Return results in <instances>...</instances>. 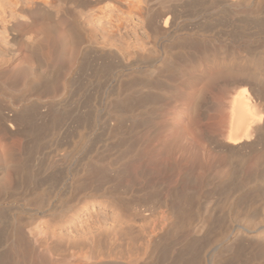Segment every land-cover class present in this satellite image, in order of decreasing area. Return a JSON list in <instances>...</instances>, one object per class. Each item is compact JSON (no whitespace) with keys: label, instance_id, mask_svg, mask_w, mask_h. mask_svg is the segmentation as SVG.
Returning a JSON list of instances; mask_svg holds the SVG:
<instances>
[{"label":"rangeland","instance_id":"obj_1","mask_svg":"<svg viewBox=\"0 0 264 264\" xmlns=\"http://www.w3.org/2000/svg\"><path fill=\"white\" fill-rule=\"evenodd\" d=\"M173 1L179 9L186 7L189 22L209 19L231 46L237 43L227 31L237 25L249 30L251 48L264 44L262 0L232 5L228 0ZM156 4L150 0L153 9ZM253 12L262 21L261 32L246 22ZM143 18L140 0H0V80H20L25 86L36 69L38 78L20 103L52 102L39 109L46 119L34 122L36 128L23 125L19 102L10 107L13 111L5 110L21 118L16 117L18 129L0 126V261L9 263V248L20 230L51 264H264V242L255 236L264 225V185L246 187L243 165L233 164L223 180L217 172L204 180L205 167L200 166L203 176L197 170L189 177L178 174L169 205L166 190L143 187L138 164L133 178L125 176L119 183L90 172V163L115 159L136 144L143 41L149 54L157 51L151 55L159 57L160 52L144 31ZM178 50L182 48L173 49ZM199 143V156L208 158L204 142ZM215 153V159L222 155ZM67 154L72 157L64 165L59 160ZM23 156L29 160L27 173L19 165ZM52 161L60 168L56 175L53 170L39 174ZM186 178L199 184L183 185Z\"/></svg>","mask_w":264,"mask_h":264},{"label":"bare ground","instance_id":"obj_2","mask_svg":"<svg viewBox=\"0 0 264 264\" xmlns=\"http://www.w3.org/2000/svg\"><path fill=\"white\" fill-rule=\"evenodd\" d=\"M156 1V7L153 5L155 7L153 9L150 5V0H140L144 11V31H146L149 38L151 37L154 45H157L160 52L159 57L154 56L157 51H153V55H151L152 53L149 54L145 45L146 42L143 41L142 54H140L138 61L140 114L137 121L138 138L135 140L136 144L131 143L129 146L127 145L128 147L126 146L125 151L121 152L115 159L101 158L92 162V165L90 163L91 174L97 176L98 174H102L108 180L110 179L108 182L112 180L119 183L125 176L127 178L132 177L133 166L138 164L137 173L143 187L150 188L149 190H153L154 192L160 189L166 190L168 194L165 203L168 205L172 202L170 194L173 189V180L178 174V177L194 175L197 166L205 167V170L202 168L198 169L199 171L197 170L198 174L200 170L205 171L206 176H204V180L207 178V181L208 178H212L214 172H217L216 176H220L223 180L227 178L228 173H231L229 172L231 167L237 162L238 166L243 165L245 168V176L248 179L243 176L242 180L244 177L246 178H244L247 181L245 183L246 187L264 185V44H260V47L251 48L253 40L247 39L250 35L248 34L249 30H246V33L245 30L238 28V25L234 24L236 28L233 27L227 31L229 35L232 34L233 41L235 40L237 43L236 47L234 45L231 46L222 40L220 31L217 30L215 32L212 29L211 25L213 24H211L209 19L201 23L205 19L201 18L202 20L199 19V22L197 20L198 24L196 23L197 25H195L194 22H189L188 18L190 16L188 17V14L183 12L187 10L186 7L185 9H179L180 6L173 4L172 2H175L173 0ZM262 1L264 2V0ZM228 2L232 5L237 4L239 1L228 0ZM193 4L191 3L192 6ZM257 13L253 12L251 15H248L246 22L249 24L248 22L250 21V25L253 23L254 25H252L255 26H252V29L261 32L262 27H259L261 24L258 25L261 19L258 20ZM221 19L220 21L225 20L224 17ZM242 21L241 19L240 22ZM245 34L248 35L246 36ZM13 39L14 41L16 40V38ZM224 42L226 44H223ZM177 47L182 48V50L173 51ZM32 53L36 56L35 52ZM181 57H185L186 59L184 58L178 64L177 60ZM33 70V78L29 79L25 86L23 85L24 89H21L23 86L20 85V80H8L10 82L6 81L7 83H3L5 80L2 82L5 79L4 77L0 80L3 83L0 84V126L7 127L12 131L20 125L16 126L18 124L16 123L17 116L15 117L13 114L9 115L5 110H11L12 108L10 107L16 106L14 105L15 103H20V99L31 89L30 87H33V82L38 78L36 69ZM23 98L25 99V97ZM32 102L31 104L29 103L30 105L27 103H20L19 105L18 103L19 107L17 108H19V112L20 110L23 112V114L21 112L20 114L25 127H32L31 125L34 122L42 121L45 117H41L40 112L38 115V111L41 108H46L48 104H52V102L48 104ZM3 103H7L8 105H3ZM114 108H111L113 109L111 112L114 111ZM21 117L18 116L17 118ZM53 124L56 125L57 123L55 124L53 120ZM81 136L83 137V134ZM82 137L79 136L78 138L80 142L82 141L80 140ZM82 139L84 141L85 139L87 140L85 135ZM200 140L204 142L208 153H210L208 158L202 159L199 156ZM81 145H75L74 143L73 147H84L83 145L85 144L81 142ZM73 147L71 148L72 150ZM81 147L79 148L81 149ZM215 152L222 155H219L218 159H215L216 156L211 157L212 153L216 154ZM70 155L62 156L59 161L64 162L63 164L66 165V161L72 157ZM24 159L26 158L24 157ZM26 161L29 160H23L22 158L20 164L18 163L24 167L25 173L28 172V167L25 169L28 163ZM120 161L122 163L118 165ZM56 167L55 161H52L46 167H42L41 170L38 168L39 174L43 175L47 170H53L55 174L57 172L56 169L59 168ZM13 175L15 180H17L18 174L15 172ZM198 176L203 175L199 174ZM199 177L197 178L199 179ZM249 178L251 179L250 181ZM83 180L85 181V179ZM102 180L104 179L102 178ZM179 180L178 184H180ZM181 180L183 179L181 178ZM96 181L98 182V178ZM194 181L190 182L186 178L183 185L192 186L196 184ZM181 182L183 183V181ZM203 182L205 183V181ZM85 187L86 185L84 186V190ZM96 187L98 188V185ZM242 187L244 186L242 185ZM44 192L46 191L44 190ZM261 211L262 220H260L264 223V209H261ZM256 230L257 235L255 236L258 240L264 242V225ZM7 258L9 263L5 262V258L1 257L2 261L4 260L7 264H10V262L11 264H51L46 255L36 252L32 242L20 230L16 232L15 241L10 245L9 256ZM86 258H84V261ZM88 260H90V257L87 258ZM2 261H0L1 264L3 263ZM65 263H68V261Z\"/></svg>","mask_w":264,"mask_h":264}]
</instances>
